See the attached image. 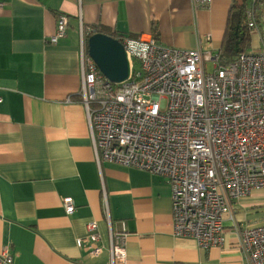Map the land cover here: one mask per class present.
<instances>
[{
    "label": "crops",
    "instance_id": "0c3cea01",
    "mask_svg": "<svg viewBox=\"0 0 264 264\" xmlns=\"http://www.w3.org/2000/svg\"><path fill=\"white\" fill-rule=\"evenodd\" d=\"M238 1L194 9L190 0H0V251L8 248L13 264H109L106 212L112 230L126 234V258L114 264H248L238 230L264 223V189L235 201L222 245L201 249L173 236L169 183L137 168L97 164L77 94L80 23L217 53ZM257 7L264 29V2ZM60 13L68 28L51 43ZM257 41L255 33L251 44ZM90 221L103 248L95 257L76 246Z\"/></svg>",
    "mask_w": 264,
    "mask_h": 264
},
{
    "label": "built area",
    "instance_id": "2783aa9c",
    "mask_svg": "<svg viewBox=\"0 0 264 264\" xmlns=\"http://www.w3.org/2000/svg\"><path fill=\"white\" fill-rule=\"evenodd\" d=\"M190 1L194 9L212 2ZM257 2L248 0L245 8L248 29L261 37L257 50L221 65L211 51L168 47L152 36L122 35L117 40L129 72L121 82L108 80L88 55L84 36L96 29L80 23L77 94L96 163L103 160L163 177L171 187V234L190 237L201 249L222 245L223 220L228 216L235 221V201L264 189V31ZM67 28V15L58 14L48 41L57 42ZM207 62L213 63L211 72ZM62 203L66 214L74 212L71 197ZM105 215L109 264L122 262L126 234L115 233ZM86 228L76 246L99 256L103 248L97 223L90 221ZM238 233L248 264H264V223L240 227ZM13 258L8 248L0 251V264H13Z\"/></svg>",
    "mask_w": 264,
    "mask_h": 264
},
{
    "label": "trees",
    "instance_id": "16d2710c",
    "mask_svg": "<svg viewBox=\"0 0 264 264\" xmlns=\"http://www.w3.org/2000/svg\"><path fill=\"white\" fill-rule=\"evenodd\" d=\"M248 0H239L238 3L233 7V10L230 12L228 20L226 22V27L224 30V36L221 41V46L217 51V58L221 65L225 64L228 61L235 59V57L248 49L257 50L261 44V37L254 31L248 29L245 23V8ZM259 2H264L263 0H258ZM257 7V6H256ZM258 10V7H257ZM259 21V14H258ZM264 30V29H263ZM96 32L104 33L117 38L112 33L104 32L99 28L96 29ZM258 36L257 45H252V35L255 34Z\"/></svg>",
    "mask_w": 264,
    "mask_h": 264
},
{
    "label": "water",
    "instance_id": "95a60500",
    "mask_svg": "<svg viewBox=\"0 0 264 264\" xmlns=\"http://www.w3.org/2000/svg\"><path fill=\"white\" fill-rule=\"evenodd\" d=\"M87 53L101 73L110 81L121 82L129 67L123 45L110 35L95 32L86 40Z\"/></svg>",
    "mask_w": 264,
    "mask_h": 264
},
{
    "label": "rangeland",
    "instance_id": "374dc122",
    "mask_svg": "<svg viewBox=\"0 0 264 264\" xmlns=\"http://www.w3.org/2000/svg\"><path fill=\"white\" fill-rule=\"evenodd\" d=\"M260 19H259V23H260ZM261 25V24H260ZM264 25V22L262 23V26ZM251 49H248L247 51H250ZM213 69V63L212 62H207L206 63V70L211 72Z\"/></svg>",
    "mask_w": 264,
    "mask_h": 264
}]
</instances>
